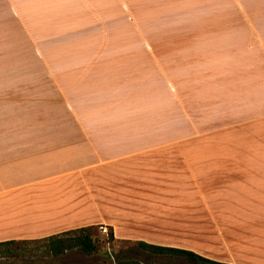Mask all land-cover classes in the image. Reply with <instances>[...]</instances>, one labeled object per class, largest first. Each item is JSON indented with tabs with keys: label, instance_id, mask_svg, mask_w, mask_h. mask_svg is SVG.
I'll return each mask as SVG.
<instances>
[{
	"label": "rangeland",
	"instance_id": "rangeland-1",
	"mask_svg": "<svg viewBox=\"0 0 264 264\" xmlns=\"http://www.w3.org/2000/svg\"><path fill=\"white\" fill-rule=\"evenodd\" d=\"M167 29L168 57L153 58L154 66H163L153 74V83L136 74L138 81L126 88L129 98H116L111 91L88 107L87 114L107 120L68 122L66 107L40 99L43 90L0 89V113L10 115L9 126L137 131L138 136L100 137L98 142L136 148L168 143L184 149L183 154H154L149 164L142 160L105 173V192L124 198L114 218L119 221L112 227L114 238L106 224L91 229L97 237L94 253L76 249L49 257L39 249L41 240L28 241L18 244V254L0 255V264H117L127 259L191 264L182 257L148 253L136 242L153 236L160 244L191 245L193 226L198 250L234 260L226 255L223 238L264 227V0H196V25ZM143 44L137 43L138 53ZM147 61L138 57L137 65ZM161 77L167 80L163 91ZM3 81L11 83L0 74V87ZM165 178H178L184 185H161ZM162 193L169 194V211L178 216L160 217ZM161 221L169 226L162 230ZM229 227H241V233L221 234L220 228L236 231ZM130 228L132 233L122 232Z\"/></svg>",
	"mask_w": 264,
	"mask_h": 264
},
{
	"label": "crops",
	"instance_id": "crops-1",
	"mask_svg": "<svg viewBox=\"0 0 264 264\" xmlns=\"http://www.w3.org/2000/svg\"><path fill=\"white\" fill-rule=\"evenodd\" d=\"M195 25L196 0H0V74L11 80L3 81L0 89L43 90L40 99L50 106L66 107L68 122L107 120L87 114L88 107L112 93L129 98L126 88L138 81L136 74H145V83H151L153 74L163 70L154 66L153 58L168 57L167 27ZM141 42L144 49L138 53ZM138 57L148 59L147 64L138 66ZM166 82L161 77V91ZM144 96L147 93L139 95ZM16 102L25 103L18 98ZM9 121L10 115L1 112L0 242L37 241L99 224L117 227L119 221L114 218L121 213L124 197L105 192V173L142 160L149 164L154 154L184 153L183 147L168 143L136 148L98 142L100 137L138 136L137 131L57 132L13 127ZM180 181L165 178L160 184L178 186L183 184ZM170 199L168 193L160 195L163 219L178 216L169 211ZM209 212L216 216L214 210ZM168 226V221H161L162 230ZM229 229L236 231L219 230L241 233L237 231L241 227ZM255 230L223 238L224 251L234 260L198 250L196 226L191 245L167 246L231 264H264V227ZM140 240L160 244L153 236Z\"/></svg>",
	"mask_w": 264,
	"mask_h": 264
},
{
	"label": "trees",
	"instance_id": "trees-1",
	"mask_svg": "<svg viewBox=\"0 0 264 264\" xmlns=\"http://www.w3.org/2000/svg\"><path fill=\"white\" fill-rule=\"evenodd\" d=\"M93 226L77 228L65 233L52 235L44 239H40L42 243L40 244V251L44 256L49 257H59L64 253L81 249L87 254H92L97 250V237L91 231ZM110 238H114V233L112 227H110ZM39 240V241H40ZM27 241H15L9 240L0 242V255H16L19 253L20 243H25ZM137 245L144 251L154 254V255H172L177 257H182L186 259L191 264H231L227 262H222L216 259L208 258L198 252L191 249L173 247L167 245H160L149 243L144 240L136 242ZM15 245V247L13 246ZM14 247V249H13ZM117 264H148L139 260L127 259L118 260Z\"/></svg>",
	"mask_w": 264,
	"mask_h": 264
}]
</instances>
